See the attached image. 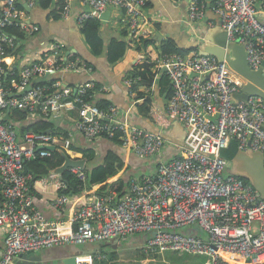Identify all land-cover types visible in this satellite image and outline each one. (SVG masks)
<instances>
[{
    "label": "built area",
    "instance_id": "built-area-1",
    "mask_svg": "<svg viewBox=\"0 0 264 264\" xmlns=\"http://www.w3.org/2000/svg\"><path fill=\"white\" fill-rule=\"evenodd\" d=\"M63 1L61 17L68 18L76 0ZM77 1L84 7L78 16L80 28L86 19H100L114 8L132 49L150 37L146 26L159 18L147 15L148 0ZM23 3L32 8L38 0H0V240L4 244L0 264H19L20 254L66 245L114 240L118 246L133 235L142 238L145 245L140 249L147 257L121 264H264V198L250 182L228 171L222 155L232 140L241 150L264 154L263 98L250 95L247 101H236L234 94L243 82L226 61L214 55L192 49L161 56L158 73L166 69L172 96L165 111L153 108L151 118L161 129L169 128L170 119L175 118L186 134L175 157L157 160L168 143L164 132L120 120L115 105L100 108L93 101L95 91L88 94L95 87L93 78L76 86L54 78L58 80L52 95L47 93L48 86L35 84L60 73L92 74L94 68L80 57L67 56L61 41L51 44L50 52L41 53H50L45 59H30L28 52H22L24 40L7 28L15 26L27 37L40 29ZM208 9L219 17L229 40L245 46L250 67L264 66V0H190L188 25L194 35ZM133 81L126 77L127 85ZM15 109L52 117L77 110L78 130L87 141L117 140L139 158L153 161L154 171L131 177L121 190L88 192L77 200L71 231L63 232L62 221L47 219L36 206L32 175L24 170L28 161L50 156L51 146L69 154L76 142L74 135L33 130L20 134L7 115ZM69 171L86 181L85 171L76 167ZM57 187H65L61 179ZM72 200L73 196L60 194L53 203L59 207ZM165 252L206 259L157 261ZM102 260L108 256L100 250L79 256L77 264Z\"/></svg>",
    "mask_w": 264,
    "mask_h": 264
},
{
    "label": "crops",
    "instance_id": "crops-1",
    "mask_svg": "<svg viewBox=\"0 0 264 264\" xmlns=\"http://www.w3.org/2000/svg\"><path fill=\"white\" fill-rule=\"evenodd\" d=\"M189 3L190 0H148L147 15L153 18L156 16L159 17L157 20H152L150 17V23L146 26L149 29L147 32L151 34L150 37L147 38L152 39L153 44H149L141 51L132 49L129 44L128 47H130L125 57L113 65L110 64L107 59V51L99 56L92 53L78 24V16L81 11L84 10V7L77 0L74 1L72 15L68 18H61L59 20L51 17L49 9L42 8L40 5L30 8L26 3H23L22 5L30 16V19L37 24L40 29L36 34L29 36V38L26 37V40L21 46V51L28 52V56L31 57H28V59H45L50 53H44L43 55L41 53L45 51L50 52L51 44L56 41H61V44L64 45L65 54L70 53L69 57H71L72 53L79 54L92 65L94 68L93 73H60L56 78L61 79L65 84L75 86L80 83L89 82L91 78H93L94 85L99 83L101 87L105 88L104 91L100 90L101 92H95L94 97L97 94L95 100H100L102 98L110 100L118 107L120 120H127L149 131L164 132V136L168 143L162 154L157 156L156 159L159 160L161 158L163 160H169L179 153L178 145L184 141L186 130L175 118L170 119L169 128L161 129L151 118V112L146 111L143 107L147 98L153 100V106L157 107L159 111H165L168 105L170 96H167L168 92L171 90V86L166 88L161 87L159 79L160 76L166 72L162 69L161 72L158 73V68L162 60L161 51L158 47L163 42L167 40L174 41L178 48L186 51L192 50L186 48L184 43L187 41L190 44H199L200 49H193L201 50L206 44L222 48L224 52L223 61L227 62L232 72L243 82L240 91L235 94H245L249 86L264 92V86H261V84H264V80L262 81L260 76L253 74L259 69H252L249 63V67L246 66L244 63V53L240 49L241 46H239L243 44L229 40L227 31L220 24L219 17L211 9L207 10L205 18L199 22L197 35L192 33L188 25L190 22L188 17ZM108 11H110L109 18L108 20H101L102 23L100 27V35L104 44L108 47L113 39L124 40L129 43L125 33L126 31L116 23L115 18L118 12L114 8ZM227 38L228 40L226 42ZM221 42H225L226 46L222 47L220 44ZM231 43L238 46H232L230 45ZM142 46H144V44H142ZM135 74L144 78L143 82L138 86V89L127 85L125 82L126 77L132 78ZM147 80L149 82H147ZM36 81L37 80H35V82ZM139 92H142L143 95H140ZM94 97L93 101L95 102ZM234 99L236 101L244 100L243 98L236 99L235 97ZM47 116L48 118L55 119L56 128L59 132L74 135L76 142L72 147L73 150L69 154L73 158H85V170L90 166L102 163L105 159L114 155L124 162V170L122 169L115 177L111 178L110 182L112 183L108 185L107 191L102 193H106L113 189H120V182L118 181L121 177L125 182V185L121 187L124 188L127 186L131 177L153 173L155 168V163L153 161L139 158L121 146L116 140L100 138L93 142L87 141L78 130L79 113L77 110H65L58 117ZM28 118V124L39 119L38 116L31 115ZM15 125L19 126V123L15 122ZM90 149L92 152V161L88 160V153L86 152ZM239 149L238 144L232 140L229 146L222 152L224 159L228 162V171L237 175L240 174L233 171L236 163L232 158H234L236 154L237 156L241 155ZM247 163L253 162L247 160ZM240 176L244 177L242 175ZM58 180H60L58 177H46L35 182V192L39 195V197H36V206L44 212L47 219L62 221L64 223V225H62L63 232H70L72 228L71 220L78 206L77 200H82L81 198L88 192L99 193L96 188H99L100 185L88 186L86 188L87 190H82L79 193H70L69 195L73 196L72 202L65 206L56 207L53 201L61 194V190L57 187ZM247 180L250 182L249 179ZM87 181L88 179H86V183ZM127 242L138 244L142 242V238L139 235H133ZM125 243L124 241L118 245L122 246ZM105 247L119 250L118 246L109 247L105 245ZM84 250L82 246L66 245L52 251H41L39 254H43L45 261L51 262L61 257V255L76 254ZM99 250H103L102 247ZM88 251L92 252V249ZM23 264L40 263H29L26 261L23 262Z\"/></svg>",
    "mask_w": 264,
    "mask_h": 264
},
{
    "label": "trees",
    "instance_id": "trees-1",
    "mask_svg": "<svg viewBox=\"0 0 264 264\" xmlns=\"http://www.w3.org/2000/svg\"><path fill=\"white\" fill-rule=\"evenodd\" d=\"M37 5H40L42 8L49 9L50 15L52 18L57 19V20L62 18L61 14L65 6L63 0H38ZM101 23L102 21L97 17L88 18L83 23L81 27V31L84 34L86 42L88 43L92 53L96 56H99V55L104 54L105 51H107V59L109 63L113 65V64L118 63L125 57L129 49L128 47L129 44L124 40L113 39L111 43L109 44V46L107 47L104 44V41L100 35ZM13 27L12 28L9 27L7 28V30L9 32L17 33L21 37L22 41L23 40L25 41L27 36L23 32H21L18 28H15V26ZM37 32L38 31H35L33 34L28 33V38L29 36L34 35ZM141 41H142V44H144V46L142 45L137 46V50H140V51L143 48L147 47L149 44L150 45L153 44V41L150 38H142ZM158 48L161 51L160 53L161 56L167 55V54H173V53L184 54L185 52H187L186 50L178 48L175 42L171 40H167L163 42ZM76 57L83 58L77 53H72L70 58H76ZM84 61L87 64L91 65L85 59ZM15 77L16 79H19V75H16ZM152 77H151V83H152ZM132 78L134 80L132 87H136V89H138V86L143 82L144 78L140 77L139 79L138 74H135ZM57 80L58 79H52L50 81H40L35 84H40L42 86H48L50 89L47 91V93L49 95H52L56 91V89L53 87V84H55ZM147 82L149 81L147 80ZM159 83H160V86L164 88L171 86L169 78L166 73L160 76ZM100 89H101V84L96 83L94 89L89 90L88 94L94 93V91L101 92ZM139 93L140 95H143L142 92H139ZM169 96L170 97L172 96V89L168 92L167 97ZM95 97H94V100H95ZM95 103L104 110H107L111 106L114 105L110 100L105 99V98H102L100 100L97 99L95 100ZM153 105H154L153 100L150 98H147L143 107L145 108L146 111L151 112L154 108ZM7 115L10 121H13L14 123L15 122L19 123V126H16V129L20 134H23L24 132L30 131V130H33L36 132L51 131L52 133H55V134H59V133L63 134L59 132V130H57L55 119L48 118L46 114L38 115V114H33L29 111L27 113L24 110L15 109L11 112H7ZM30 115L31 116L33 115L36 117L38 116L39 119L32 121L30 124H28V119H29L28 117H30ZM63 135L68 136L69 134L65 133ZM86 152L88 153L87 155L88 160L92 161L93 158L91 154L92 153L91 149L87 150ZM63 162H64V158L62 154L57 150H54L50 156L43 157V158H37L31 161H28L27 163L28 169L32 175V178L30 180L31 192L35 194L36 197L37 196L39 197V195L38 193L35 192V187H34L35 182L37 180L48 177L49 172L61 166ZM124 166H125L124 162L120 160V158H118L115 155L110 156L107 159H105L102 163L90 166L88 167V169L84 170L87 175V179H88L87 183L86 181L80 180L79 178L71 174L69 170H67L63 175L62 181L65 184V187H62L60 189L61 194L79 193L82 190H87L86 188L88 186L92 187L93 185H97V184L100 185L99 188H96L97 191L103 194L102 192L107 191L108 185L112 183L110 182L111 178L115 177L119 172H121ZM243 179L249 182L246 178L243 177ZM118 182H120L119 190H121L122 188L121 186L125 185L124 179L121 177ZM101 247L104 253H106L107 249L110 250V258L108 257V260L110 259L117 260L119 258L118 256L119 250L112 249V248L109 249L108 247H105L104 244H102ZM3 248H4V244H3V240L1 239L0 240V251L3 250ZM54 249H57V248H52L49 250L52 251ZM134 253H136V255L134 254V257H131V258L140 260V259H145L147 257V254L143 251V249H138L134 251ZM172 254H175V253H172ZM108 260L96 261V264H118L116 262L112 263ZM186 261H187V258L183 259V261L179 260L177 262H186Z\"/></svg>",
    "mask_w": 264,
    "mask_h": 264
},
{
    "label": "water",
    "instance_id": "water-1",
    "mask_svg": "<svg viewBox=\"0 0 264 264\" xmlns=\"http://www.w3.org/2000/svg\"><path fill=\"white\" fill-rule=\"evenodd\" d=\"M109 13H110V11H108V10L105 11L100 16V19L101 20H108ZM227 40H228V38L226 39V42H227ZM184 44L188 50L193 49V48H199L200 49V46L198 43L190 44L187 41ZM220 44L222 47L226 46L225 42H221ZM230 45L234 46L236 44L231 43ZM185 46H182V47H185ZM236 46H238V45H236ZM239 46H241L240 49L244 53V63L246 64V66L249 67L248 62H247V51L245 49V46L244 45H239ZM215 47L212 46L211 44H206L205 46H203V49H201L200 52L202 54H205V55H214L219 60L223 61L224 60V52H223L222 48H219V47L215 48ZM69 54L70 53H68L67 56H69ZM263 70H264V66H262L258 71H255V73H253L257 76H260L262 81L264 80ZM164 71H166V69H164ZM56 77L57 76H54V77L48 76L46 78L38 79L36 82L46 81V80L50 81ZM261 86H264V84H261ZM31 87H32V85L28 88V90H30ZM247 89L248 90L246 91L245 94H242V95L234 94V97L236 99L243 98L244 99L243 101H247V99L250 95H257V96H261L264 100V92H262L261 90H256V88H253L251 86L247 87ZM50 149L59 151L64 158V162L61 166L51 170L48 174V177H50V178L51 177H58L59 179L63 180L64 173L67 170H69L70 168L76 167V168L80 169L81 171L85 170V164H86L85 158H73L72 156L67 154L63 149L55 148L54 146H51ZM239 152L241 155L237 156V154H236L235 157L232 158V160L236 163L233 171L244 176V177H246L247 179H249L251 184L254 186V188H256L261 193V196L264 198V166H263L264 154L260 151H253L251 149H249L247 151L239 149ZM247 160H250L253 163H247ZM24 172L25 173L29 172L28 166L25 167ZM111 241H113V240L106 241L105 244L108 245ZM93 252H95V251L92 250V252H88L85 250V251H81V252L79 251L76 254H65V255H61V257H59L55 261L48 262V261L44 260L43 254H39V253H36L34 251H30V252L20 254V256L18 258V262H19V264H23V262H26V261H28L29 263L39 262L40 264H77V259L79 256H81L83 254L85 255V254L93 253Z\"/></svg>",
    "mask_w": 264,
    "mask_h": 264
},
{
    "label": "rangeland",
    "instance_id": "rangeland-1",
    "mask_svg": "<svg viewBox=\"0 0 264 264\" xmlns=\"http://www.w3.org/2000/svg\"><path fill=\"white\" fill-rule=\"evenodd\" d=\"M115 20H116V23L117 24H119L118 22V16H117V14H116V18H115ZM0 234H1V231H0ZM107 241H109V240H107ZM105 242L106 241H103V242H95V243H87V244H85V245H83L82 247L86 250V251H88L89 249H92L93 251H95V252H93V253H89L91 256L94 254V253H96L97 251H100L99 249L101 248V245L102 244H104V245H106L105 244ZM115 241L113 240V241H111L109 244H108V246L109 247H113V246H115ZM145 245V243H128L127 241H126V243L124 244V245H122V246H119L118 245V248H119V254H118V256H119V258L117 259V260H108V261H110V262H116V263H118V264H121V263H123V260H133V259H135V258H131V257H134V254L136 255V253H134V251H136V250H138V249H140V247H142V246H144ZM58 248V247H57ZM94 248V249H93ZM84 250V251H85ZM103 251V250H102ZM88 252H90V251H88ZM105 254H107L108 255V257L110 258V250H106V253ZM180 256H182V257H180ZM185 258H187V261H186V263H196V261H203V260H205L206 259V257L205 256H198V257H196V256H192V255H188V254H186V253H175V254H172V253H170V252H165V253H163V254H161V255H159L158 256V260L157 261H161L162 259H165V260H170V261H172V262H177V261H183V259H185ZM54 260H57V259H54ZM53 260V261H54Z\"/></svg>",
    "mask_w": 264,
    "mask_h": 264
},
{
    "label": "clouds",
    "instance_id": "clouds-1",
    "mask_svg": "<svg viewBox=\"0 0 264 264\" xmlns=\"http://www.w3.org/2000/svg\"><path fill=\"white\" fill-rule=\"evenodd\" d=\"M240 176V175H239Z\"/></svg>",
    "mask_w": 264,
    "mask_h": 264
}]
</instances>
